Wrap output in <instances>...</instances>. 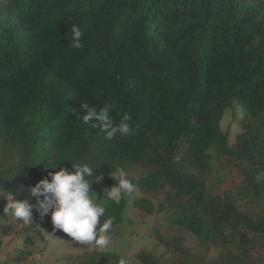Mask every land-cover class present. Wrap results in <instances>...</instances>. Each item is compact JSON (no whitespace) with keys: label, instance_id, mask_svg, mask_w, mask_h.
Here are the masks:
<instances>
[{"label":"trees","instance_id":"16d2710c","mask_svg":"<svg viewBox=\"0 0 264 264\" xmlns=\"http://www.w3.org/2000/svg\"><path fill=\"white\" fill-rule=\"evenodd\" d=\"M73 25L83 48L71 47ZM82 102L111 105L113 124L129 113L134 134L84 125ZM227 111L240 115L233 137ZM215 156L240 177L220 193ZM71 163L103 173L91 191L113 227L130 205L159 214L176 231L160 241L182 257L105 250L73 264L264 262V0H0V196L35 204L28 189ZM117 167L135 186L119 204L103 196Z\"/></svg>","mask_w":264,"mask_h":264},{"label":"clouds","instance_id":"9594fccd","mask_svg":"<svg viewBox=\"0 0 264 264\" xmlns=\"http://www.w3.org/2000/svg\"><path fill=\"white\" fill-rule=\"evenodd\" d=\"M71 47L83 48V32L77 25L72 26ZM85 114L78 116L84 125L96 127L100 123V130L106 133V138L111 140L117 135L126 138L133 135L135 128L132 126V117L125 112L119 122L113 124L108 115L111 105L102 107L90 106L88 102L80 103ZM72 164V169L60 167L51 173L50 179L44 178L31 186L28 191L36 198V203L28 199L7 198L8 202L3 208L6 216L30 225L33 222V209L41 217L51 216L54 229L67 233L75 241L87 245L89 250L105 251L112 242L110 232L113 228L114 217H105V208L101 197L91 191L93 182L100 183L103 173L96 174L95 169L89 164ZM115 181L113 186L103 189V196L119 204L122 199L129 198L135 191L134 184L127 178L123 168L117 167L109 173ZM94 177V179H89ZM42 197V198H41ZM102 217H105L103 221ZM118 264H128L125 257H121Z\"/></svg>","mask_w":264,"mask_h":264},{"label":"rangeland","instance_id":"374dc122","mask_svg":"<svg viewBox=\"0 0 264 264\" xmlns=\"http://www.w3.org/2000/svg\"><path fill=\"white\" fill-rule=\"evenodd\" d=\"M239 117L240 115L233 111H227L221 120V128L228 130L232 137L240 131ZM215 158L221 172L213 173L210 185L216 187L215 193H220L232 183H238L240 177L234 169L229 172L231 176L226 177L229 169L227 161L221 156ZM216 178H223L224 181L216 184ZM7 198L0 196V224L11 225V228L6 233L0 228V261L22 251L26 252L23 261L25 264H73L72 257L75 254L100 251H90L87 245L75 241L60 229H54L50 214L41 217L35 209H33V222L28 229L24 228L18 219L3 213V208L8 202ZM175 234L176 231L164 223L161 215L148 217L130 205L123 214V221L112 228L110 232L112 242L106 251L117 250L132 259H135L138 252L146 251L164 260L177 262L182 258L181 253L172 243L168 245L164 243V245L159 239L161 237L164 241H169V238ZM180 235L184 236L182 248L193 249L196 246L194 239L189 238L188 234L183 232ZM26 237L30 239L27 240ZM260 253L264 254V248Z\"/></svg>","mask_w":264,"mask_h":264}]
</instances>
